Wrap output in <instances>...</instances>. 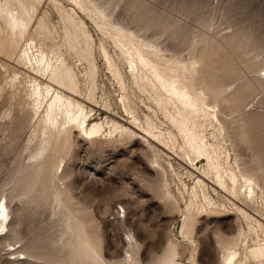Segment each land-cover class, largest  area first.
Returning <instances> with one entry per match:
<instances>
[{"label":"rangeland","instance_id":"374dc122","mask_svg":"<svg viewBox=\"0 0 264 264\" xmlns=\"http://www.w3.org/2000/svg\"><path fill=\"white\" fill-rule=\"evenodd\" d=\"M20 1L0 0V198L9 214L0 264H89L69 255L65 217L86 223L104 264H119L126 252L139 264H156L182 220L165 195L156 153L176 167L186 164L208 189L192 228L193 260L178 256L175 262L222 264L219 242L240 232L235 248L253 246L237 264H264V0H86L82 11L90 19L78 10L71 15L64 2ZM103 28L109 38L123 37L139 56L137 65L158 66L156 73L143 68L154 84L140 83L145 95L157 93L172 115L183 112L189 128L196 123L206 152L210 142L219 147L210 154L218 153L219 166L202 159L197 167L208 173L199 172L180 151L192 155L184 137L173 142L164 126L131 108L140 128L107 104L106 81L117 88L119 79L116 62L97 41ZM136 44L158 58L139 55ZM95 64L106 81L96 77ZM66 99L85 107L77 120L68 119L78 108ZM194 100L207 104L205 114L190 110ZM87 114L126 128L119 138L86 139L78 118ZM225 161L258 182L248 205L221 185ZM16 241L20 255L6 245Z\"/></svg>","mask_w":264,"mask_h":264},{"label":"bare ground","instance_id":"6f19581e","mask_svg":"<svg viewBox=\"0 0 264 264\" xmlns=\"http://www.w3.org/2000/svg\"><path fill=\"white\" fill-rule=\"evenodd\" d=\"M52 1L54 3H63V2L67 3L69 6V9L72 11L70 13L71 15L72 13H75L78 10L81 13V15H83V17H88L90 19V16L87 15L86 11H82L83 2L85 3L86 0H52ZM4 11H6L5 8H4ZM22 11L24 10H21V12ZM21 14H23V12ZM92 16L98 20L100 26L102 27L104 26L105 22L101 18H99L97 14H93ZM104 29L105 28L100 30L101 36L100 37L98 36L97 41L99 45L105 50L107 55L109 54L110 58L116 62L115 66H113L112 71L119 79V87L116 88L114 87L113 83L109 82L107 79H106L107 81L105 80V76L102 75L101 68H98L97 65L95 64L96 66L94 69L95 70L94 73L96 74V77L104 78V80L107 82V88H106L107 104L114 105L116 108L121 109L123 113L126 115V117L129 118L130 122L138 125L140 128H143L141 126V121H139L138 117L130 110L131 108H133V110L138 109L140 111V114L145 119L147 118L148 119L152 118L153 120L155 119L162 126H164L163 128L166 129V133H168L169 138L173 142H176L178 137H181V136L184 137L187 144L189 145L188 146L189 150L192 151V155H189L188 152L182 148L180 149V151L182 154L186 156L185 159L190 165L194 164V166L197 167V161H201L202 159L205 160V165L207 167L212 165L213 161L217 162L219 158L218 153H216L214 157L210 154H212L213 152H216V148H219V147H216L215 144L210 142L208 144V148L210 149V151L206 152L205 150V148L207 149L206 144H199L200 141L202 140V137H199V135L197 134L196 123L192 122L191 125H193V128H189L187 124L190 121L187 115H185L183 112L182 113L180 112L177 115L176 114L172 115L171 113H169L166 110V103H167L166 100L164 101L161 97H159V95H157V93L155 96H151V97L146 96L147 93L145 95L144 90L140 86L141 82L149 83V86L151 87V89L152 87H154L153 82L150 80V78H148L145 71L150 70L156 73L158 66H139L137 65V60L139 59V56H135V52L131 51L130 50L131 48L125 46V44L122 42L123 37L118 34L116 37L114 36V38H109L105 34ZM63 42L65 43L64 40ZM60 47L63 48V45ZM135 51H137L138 54L143 57H157L158 58V55L156 54L155 50L153 49L150 50L147 46L140 47L136 44ZM59 55H60V52H59ZM73 59H76V58H73ZM77 62L79 63V61ZM143 68L145 69V71H143L144 70ZM263 70H264V67L261 69V71ZM120 89L124 90V92L122 91L120 94L115 95L116 92ZM65 102L68 104L69 107L74 106L78 108L77 112L71 113L68 111V119L71 121L77 120V115L80 112H82L85 107L82 106L80 103L73 102L67 99L64 101V103ZM192 103L193 104H189L187 106L190 108V110L193 113L200 111L201 113L205 114V110L207 109V104H205L202 100H194V102ZM196 107H198L199 110L195 109ZM48 110L49 112L52 113V116L50 115L52 118L51 120L54 122H57L59 120V117H57V115L54 113L56 111V108L53 106V104H51L48 107ZM154 111H157L158 113H155ZM93 114L83 115L80 118H78V128L81 131V133L84 136H86V139L92 140L101 134H106L112 138H119L122 136L123 131L126 128V126H124V123H121L120 121L116 119H112V120L107 119V117L105 116H104V120H101L97 116L93 117L92 116ZM198 156H202V158L197 160L196 158ZM156 158L158 159L156 161L157 163L156 166L160 169L161 176L165 183V195L171 201V203L177 206L179 211H182L180 232L178 230L179 235L176 237L173 236L174 234L172 235L173 238L170 239L167 244L166 253L156 264H178L175 262L178 256H186L187 258H191V259L193 258V243H191L192 242V235H191L192 228L194 227V224L196 222L195 216L198 210L197 207L200 204H202L200 203L201 201L203 202L207 201L206 197L208 195V189H207V185L204 183V180H202L200 176H197L198 173L196 172L197 174H195V172L192 169H190V167H188L186 164H184V166L177 165L178 167H176L171 162H167L165 158L160 157L157 153H156ZM217 165H218V162H217ZM62 169H63V165L60 166V173L62 172ZM197 170L204 174L208 173L207 170L203 168V164L199 165V167H197ZM219 175L221 177L220 178L221 185L225 188H228V191H230L231 193L236 194L237 196L239 195V199L244 205H248L249 201H252L254 198H257L254 188L255 189L257 188L260 190L258 182L254 181L251 176H246L245 173H241L240 171H238V174H236L233 170V167L229 163V161H225V167H222L219 169ZM60 194H61L60 191H57V195L55 197L57 198ZM1 198H0V239L7 240L8 238L7 239L5 238L8 236V233H9V229H8L9 214L7 210L5 197H3L2 200ZM262 202L264 203V197L262 198ZM230 204L232 206H235L234 200H231ZM241 211L243 212V215L245 216L246 211L243 209H241ZM244 218L249 220L248 216H245ZM63 225L67 231V235H66L67 242L66 243L68 246V253L70 256H73V258L79 257L82 261L88 262L89 264H104L105 263L104 259L101 257L98 251V245L95 239L89 235L86 223L78 222L77 219L74 217H68V218L65 217ZM238 229L240 230V227ZM247 231L246 233L250 235V233ZM235 236L236 237H234L233 235V237L231 238L227 236V238L221 239V242L218 241L219 243H221L222 264H237L239 259H241V255H243V258L245 260L246 255L250 253L251 251V247L253 246V244L249 246L248 248L244 246V250L242 251L237 250L235 248V245L237 243V239L240 236V232L238 235L235 234ZM252 239L253 241L255 240L253 237ZM245 240H246V237L244 238L243 243ZM16 243L17 241L15 243L7 242L6 245L8 246V249L11 250L10 254L20 255L21 253L18 252L14 247ZM126 254L127 255L122 259V261H120L119 264H139L138 260L133 256V254L129 252H126ZM24 258H25V255H21L16 260L24 259Z\"/></svg>","mask_w":264,"mask_h":264}]
</instances>
